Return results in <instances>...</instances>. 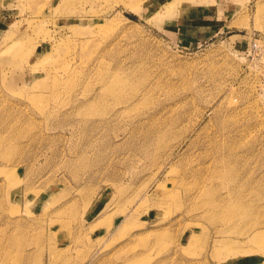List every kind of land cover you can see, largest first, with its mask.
Wrapping results in <instances>:
<instances>
[{
  "label": "rangeland",
  "instance_id": "obj_1",
  "mask_svg": "<svg viewBox=\"0 0 264 264\" xmlns=\"http://www.w3.org/2000/svg\"><path fill=\"white\" fill-rule=\"evenodd\" d=\"M264 0H0V264H264Z\"/></svg>",
  "mask_w": 264,
  "mask_h": 264
},
{
  "label": "bare ground",
  "instance_id": "obj_2",
  "mask_svg": "<svg viewBox=\"0 0 264 264\" xmlns=\"http://www.w3.org/2000/svg\"><path fill=\"white\" fill-rule=\"evenodd\" d=\"M261 233L263 234V232H260L259 234H261ZM263 235H264V234H263Z\"/></svg>",
  "mask_w": 264,
  "mask_h": 264
}]
</instances>
